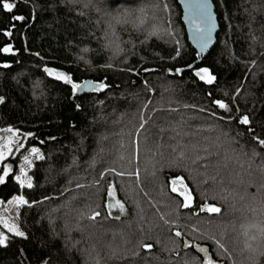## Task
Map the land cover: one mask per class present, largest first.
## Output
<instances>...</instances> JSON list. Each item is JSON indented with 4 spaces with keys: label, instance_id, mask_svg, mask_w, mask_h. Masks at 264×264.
Returning a JSON list of instances; mask_svg holds the SVG:
<instances>
[{
    "label": "trees",
    "instance_id": "trees-1",
    "mask_svg": "<svg viewBox=\"0 0 264 264\" xmlns=\"http://www.w3.org/2000/svg\"><path fill=\"white\" fill-rule=\"evenodd\" d=\"M211 1L219 31L205 57L187 41L177 0H10L13 13L0 9V29L15 24L10 37L0 32V47L14 50L0 52V127L34 134L0 174L7 163L16 175L28 148L44 156L29 170L33 188L0 185L1 202H36L18 212L28 239L0 227L10 236L0 264H203L195 246L218 264H248L245 242H261L248 225L264 222V0ZM154 26L159 36L145 39ZM187 64L208 67L216 81H199ZM45 66L110 87L73 96ZM244 114L248 126L238 122ZM174 177L192 195L188 207L170 189ZM109 184L123 213L105 206ZM206 203L221 211H202Z\"/></svg>",
    "mask_w": 264,
    "mask_h": 264
},
{
    "label": "snow or ice",
    "instance_id": "snow-or-ice-1",
    "mask_svg": "<svg viewBox=\"0 0 264 264\" xmlns=\"http://www.w3.org/2000/svg\"><path fill=\"white\" fill-rule=\"evenodd\" d=\"M24 2L28 3V0H16V3ZM16 3L10 2V0H0V9H2L5 13H13L14 8L16 7ZM185 14L184 18L187 21L189 28L191 29L193 33V39L196 41L198 48L200 49V52H197V57L200 56V53L203 52L208 48V45L210 41L212 40V33L216 27L215 24V18L212 11V5L210 3V0H182ZM36 5L32 6V14L31 19H35L36 15ZM168 6L165 4L164 9L167 10ZM11 21H25V16L22 14H12L10 16ZM141 23L143 21L141 20ZM15 28V24H11L8 28L0 29V32L6 37H10L12 35V29ZM159 31L156 26L153 27V30L149 32V35L145 37V39H148L150 36H159ZM163 31H168V29H163ZM171 35L170 31L168 33ZM177 47L175 48V55L172 56V59H176L177 57H180L181 55V49L179 48V42L177 41ZM0 52L3 53H13V46L12 44H5L3 47H0ZM38 55V53L36 54ZM252 63H255L254 61ZM112 65L107 64L103 67L110 68ZM3 67L7 68L9 65L5 63ZM186 67L192 71V74L194 77L198 78L199 81H202L206 84H213L216 81V76L213 75L208 67H193L192 64H187ZM145 71H150L149 69H145ZM172 69H169V72H172ZM175 74L179 75L181 74L184 69L182 68H176ZM43 72L48 76L52 77L55 81L62 82L64 85H70L71 94L75 96L77 93L81 92H102L105 89H108L110 85L106 82V79L103 80H97V81H90V80H84L82 82L75 81L73 77L61 70H58L54 67H48L45 66L43 68ZM247 76V73L245 74ZM145 85H147V82H145ZM240 88L236 89V92H240ZM151 91V89H149ZM4 101V97L0 96V103ZM220 109H224L225 111H230L229 105L225 103L223 100L217 99L213 101ZM76 108L79 109L80 105L77 104ZM237 111L239 109L237 108ZM231 118V117H230ZM238 122L241 125L248 126L251 124V120L247 114L241 115L239 117ZM143 127V125H141ZM250 132L252 131V128L249 127L248 129ZM3 131L11 133L8 137H0V162L4 161L6 157H8L10 154L15 152H20L21 149L25 148L24 143H17V141L24 140L27 141L28 138L34 137V134L32 132H24L21 134L19 132V129H13L12 127H7L3 129ZM255 138V137H254ZM52 139H55L52 137ZM43 143V141H41ZM259 145L264 148V139L258 140ZM26 151L32 155H34L36 160H42L44 159V156L41 154V149L39 147H31L26 149ZM259 153L253 149L252 156H257ZM23 164L27 165V168H31L33 166L32 160L29 159L28 155H24L22 157ZM27 168L24 166H21L19 169V174L14 175L12 177L9 176L10 173L13 172V167L11 164H3L2 165V174H0V185H4L6 183V178L14 179V181L17 183V185L20 188L27 187L28 189L33 188V177L28 174ZM118 175H124V173H117ZM171 190L172 192H178L180 196L183 197V207H188L192 202V195L188 190V187L186 184H184L183 179L181 177H174L171 181ZM79 187V185H77ZM179 186V187H178ZM107 195L111 202L107 203L105 206L111 210L112 208H119L120 212L123 213L125 210L124 204L116 199L115 189L114 187L109 184L107 189ZM47 199V197H45ZM15 202L17 206H31V204L36 203L35 201L29 202L24 195H14L12 196L9 203ZM262 208H264V203H262ZM201 210L208 211L210 213H219L221 211L220 208L204 204L201 207ZM255 211V209H253ZM111 213L109 212V215ZM99 213L95 212L93 213V217L98 216ZM116 219H119V216L115 217ZM163 219V217H161ZM167 223V221H165ZM0 224H2L3 229L7 231V233H10L12 237H19L23 239H28L26 233L20 229V227L15 223H9L7 220L0 218ZM249 228H255L257 229V232L259 233L261 237V242L253 246L251 243L245 242V250L248 252L247 260L248 264H259L260 258L264 257V222H261L259 224L252 223L248 225ZM180 232H176V236H180ZM245 235H248L247 229L245 231ZM215 240V238H213ZM257 237L255 235L250 237V240L255 241ZM10 240V236L5 233V231H0V247H6L8 242ZM215 243L217 247L221 250L222 253H227L228 249L225 244H223L220 240H215ZM143 247L145 249H150L152 247L151 244H144ZM185 247H187V242H185ZM197 250L199 253H203L202 262L203 264H218V262L215 261L214 257L209 256V250L207 248L199 247L197 246ZM23 249H20L21 255H23ZM40 264H49V261L41 257L40 258ZM219 264H222V262H219Z\"/></svg>",
    "mask_w": 264,
    "mask_h": 264
},
{
    "label": "rangeland",
    "instance_id": "rangeland-1",
    "mask_svg": "<svg viewBox=\"0 0 264 264\" xmlns=\"http://www.w3.org/2000/svg\"><path fill=\"white\" fill-rule=\"evenodd\" d=\"M3 129H5V128L0 127V137H8V136L11 135V133L5 132V131H3ZM20 133H21V132H20ZM21 134H22V133H21ZM0 143H2V141H0ZM17 143H24V144H25V141H24V140H20V141H17ZM22 150H23V149H21V151H22ZM21 151H20V152H21ZM20 152H15V151H13V153L10 154L8 157H6L5 160H7V159H14V158H15ZM24 155H28V156H29V159L32 160V163L36 160L35 157H34V155L28 153L27 151L25 152ZM24 155H23V156H24ZM5 160H4V161H5ZM2 162H3V161H2ZM2 162H0V163H2ZM21 166H24V167L27 168V165H24V164H23V159H22V158H21V162H20L19 165H18V171H17L16 175L19 174V169H20ZM30 169H31V168H27L28 174H29V170H30ZM10 200H11V199H10ZM10 200H8L7 202H1V201H0V218H3V219H5V220H7L9 223H15V224L18 225V212H19V209H20L22 206H17V204H16L15 202L9 203ZM109 202H111L110 199H109ZM109 202H108V203H109ZM112 210H117V211H118L119 208H112V209L110 210V212H112ZM0 227L3 228L2 224H0ZM4 230H5V229H4ZM5 231H6V230H5ZM6 232H7V231H6ZM113 247H115V244L112 245V248H113Z\"/></svg>",
    "mask_w": 264,
    "mask_h": 264
},
{
    "label": "water",
    "instance_id": "water-1",
    "mask_svg": "<svg viewBox=\"0 0 264 264\" xmlns=\"http://www.w3.org/2000/svg\"><path fill=\"white\" fill-rule=\"evenodd\" d=\"M210 3L212 5V11H213V14H214L216 27H215V29H214V31L212 33V40L210 41V43L208 45V48L206 50H204L203 52H201L199 57H205L215 47V45H216V37H217V33L219 31V24H218L217 15L215 13V7H214V4L212 3L211 0H210ZM177 4L179 5L180 10H181V22H182L183 27L185 29L187 41H188L189 45L191 46V48L196 53L200 52V49L198 48L196 41L193 39V33H192L191 29L189 28V25H188L187 21L184 18L185 10H184V6H183V3H182V0H177ZM85 93H87V92L77 93L75 96L82 95V94H85ZM184 184H185V182H184ZM170 189H171V186H170ZM178 237H180V236H178ZM195 249L197 250V246H195ZM200 254L202 256L204 255L203 253H200Z\"/></svg>",
    "mask_w": 264,
    "mask_h": 264
}]
</instances>
